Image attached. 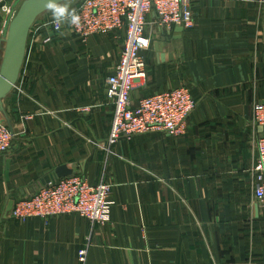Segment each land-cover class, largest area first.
<instances>
[{"label": "crops", "instance_id": "crops-1", "mask_svg": "<svg viewBox=\"0 0 264 264\" xmlns=\"http://www.w3.org/2000/svg\"><path fill=\"white\" fill-rule=\"evenodd\" d=\"M192 6L189 29L165 28L154 10L148 14L146 76L132 91L137 103L189 88L197 106L186 133L135 134L111 153L101 147L114 118L106 80L125 30L82 40L64 29L51 43L31 46L4 111L0 104L1 118L16 128L12 147L0 154V264H80L83 247L86 264H264L253 172L262 131L253 111L264 99V3ZM9 19L0 9V64ZM63 164L91 185H112L109 222L93 224L77 213L5 217L10 200L47 185Z\"/></svg>", "mask_w": 264, "mask_h": 264}, {"label": "built area", "instance_id": "built-area-1", "mask_svg": "<svg viewBox=\"0 0 264 264\" xmlns=\"http://www.w3.org/2000/svg\"><path fill=\"white\" fill-rule=\"evenodd\" d=\"M23 0H0V9L10 16L16 14ZM194 0H79L72 8L80 17L79 25L61 24L57 27L52 15L39 17L32 26L27 52L35 43H51L64 29L71 30L82 40L93 35H107L125 30V41L119 62L107 80V95L114 105L113 126L106 144L101 147L110 153L121 138L130 139L135 134L152 131L170 135L186 133L188 118L196 109V99L189 88L176 87L132 100L135 81L146 76L143 52L151 47L146 34L147 17L153 10L161 26L180 25L185 29L194 26ZM264 3V0H261ZM9 19V20H10ZM27 116L26 118H28ZM25 118V117H24ZM253 120L260 126L256 143L254 195L264 217V99L254 105ZM16 128L0 116V154L7 153L13 145ZM112 185L101 181L91 185L81 176L58 178L40 187L28 197L14 202L11 216L20 221L32 217L49 219L59 214H80L93 224H106L111 219L113 201ZM88 248L79 250L80 264H86Z\"/></svg>", "mask_w": 264, "mask_h": 264}, {"label": "water", "instance_id": "water-1", "mask_svg": "<svg viewBox=\"0 0 264 264\" xmlns=\"http://www.w3.org/2000/svg\"><path fill=\"white\" fill-rule=\"evenodd\" d=\"M68 0H56L62 4ZM46 0H23L16 14L9 20L5 38V49L0 64V104L4 111L2 101L17 85L27 54V44L30 30L36 20L48 9ZM181 30L183 28L181 27ZM165 54L162 53V58ZM76 172L68 164H63L55 169L49 177L55 182L58 178L73 176ZM14 200H10L6 208L5 217L11 214ZM256 215H259V207L256 205Z\"/></svg>", "mask_w": 264, "mask_h": 264}, {"label": "clouds", "instance_id": "clouds-1", "mask_svg": "<svg viewBox=\"0 0 264 264\" xmlns=\"http://www.w3.org/2000/svg\"><path fill=\"white\" fill-rule=\"evenodd\" d=\"M45 6L51 12L53 23L57 27L64 23L79 25L80 17L77 15L76 10L71 8L70 0L63 4L57 3L56 0H46Z\"/></svg>", "mask_w": 264, "mask_h": 264}, {"label": "rangeland", "instance_id": "rangeland-1", "mask_svg": "<svg viewBox=\"0 0 264 264\" xmlns=\"http://www.w3.org/2000/svg\"><path fill=\"white\" fill-rule=\"evenodd\" d=\"M65 2H69V0H68V1H65ZM65 2H63V3H65ZM71 2H72V0H70V6H71ZM63 3H62V4H63Z\"/></svg>", "mask_w": 264, "mask_h": 264}, {"label": "trees", "instance_id": "trees-1", "mask_svg": "<svg viewBox=\"0 0 264 264\" xmlns=\"http://www.w3.org/2000/svg\"><path fill=\"white\" fill-rule=\"evenodd\" d=\"M74 1V0H73ZM76 1V3L79 1V0H75Z\"/></svg>", "mask_w": 264, "mask_h": 264}]
</instances>
